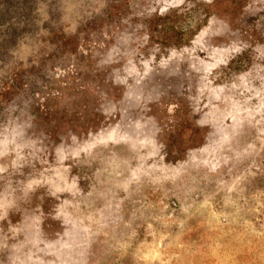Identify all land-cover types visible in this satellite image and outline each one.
Here are the masks:
<instances>
[{"label":"rangeland","instance_id":"rangeland-1","mask_svg":"<svg viewBox=\"0 0 264 264\" xmlns=\"http://www.w3.org/2000/svg\"><path fill=\"white\" fill-rule=\"evenodd\" d=\"M0 264H264V0H0Z\"/></svg>","mask_w":264,"mask_h":264}]
</instances>
